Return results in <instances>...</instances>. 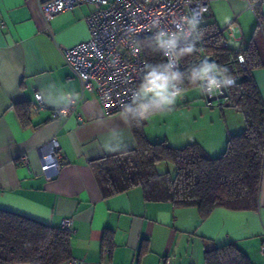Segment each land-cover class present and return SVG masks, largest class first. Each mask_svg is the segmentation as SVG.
Wrapping results in <instances>:
<instances>
[{"label": "crops", "instance_id": "crops-1", "mask_svg": "<svg viewBox=\"0 0 264 264\" xmlns=\"http://www.w3.org/2000/svg\"><path fill=\"white\" fill-rule=\"evenodd\" d=\"M92 10L79 3L57 14L48 33L36 0H0V209L53 227L70 217L72 260L82 264H204L206 248L229 241L252 264H264V154L255 210L216 208L201 220L195 207L145 200L141 187L102 195L88 161L116 153L99 147L111 128L124 130L128 146L121 151L134 148L135 140L119 112L103 111L95 90L81 92L62 56V49L89 39L85 17ZM204 21L222 29L229 49H243L259 32L258 21L264 38V0H212ZM251 75L264 103V67ZM49 84L80 95L68 116L54 117L59 108L43 101L35 108V94ZM188 90L182 107L143 122L144 134L174 147L197 142L219 155L228 135L244 128L243 116L230 105L198 103L197 91ZM52 139L58 143L54 150ZM52 151L56 163L43 169L42 157ZM104 237L111 251L103 249Z\"/></svg>", "mask_w": 264, "mask_h": 264}, {"label": "trees", "instance_id": "trees-1", "mask_svg": "<svg viewBox=\"0 0 264 264\" xmlns=\"http://www.w3.org/2000/svg\"><path fill=\"white\" fill-rule=\"evenodd\" d=\"M199 27L201 39L197 51L181 60L180 70L197 63L202 56H211L217 64L227 66L236 84L226 89L227 100L223 105L228 104L242 114L244 128L229 134L224 150L212 156L197 142L174 147L166 140H148L143 124L131 127L134 148L88 161L104 197L141 187L145 200L195 207L201 220L216 208L235 211L257 208L264 154V103L251 72L264 67L263 25L258 21L259 32L239 50L223 44V31L214 21H203ZM146 43V39L140 41L145 62L164 61L163 55L152 53ZM238 54L243 55L244 64L238 62ZM160 163L171 164L173 171H158ZM70 235L61 227L0 209V264L69 262ZM104 248L109 251L113 248L105 237ZM145 250L143 245L139 254ZM204 264L252 263L235 242L229 241L206 248Z\"/></svg>", "mask_w": 264, "mask_h": 264}, {"label": "built area", "instance_id": "built-area-1", "mask_svg": "<svg viewBox=\"0 0 264 264\" xmlns=\"http://www.w3.org/2000/svg\"><path fill=\"white\" fill-rule=\"evenodd\" d=\"M43 18L45 29L50 33V20L57 14L73 9L79 3L93 6L85 17L90 37L71 47L62 49L65 64L78 77L81 92L95 90L99 103L106 114L119 112L123 103L130 102L132 90L138 85L146 64L140 41L151 36L158 28L175 30V23L193 10L201 13L202 22L210 9L212 0H36ZM1 26L3 23L1 22ZM225 46L228 42L224 41ZM240 64H244L242 54L237 55ZM35 108L43 103L37 100ZM217 94V93H216ZM204 97V96H203ZM205 98V97H204ZM226 96L210 101L205 98L207 106L223 107ZM76 108V103L66 110L54 111L53 116H68ZM77 117L81 118L79 113ZM53 150L58 147L52 139ZM45 161L42 168L54 166V152L42 157ZM20 161L27 164L25 154ZM61 228L72 233L73 221L66 217ZM108 252V248H105ZM264 252V244L261 246ZM69 264H82L81 261H70Z\"/></svg>", "mask_w": 264, "mask_h": 264}, {"label": "clouds", "instance_id": "clouds-1", "mask_svg": "<svg viewBox=\"0 0 264 264\" xmlns=\"http://www.w3.org/2000/svg\"><path fill=\"white\" fill-rule=\"evenodd\" d=\"M174 23L175 30L158 28L146 38L147 48L152 53L162 54L165 59L144 65L140 83L132 90L130 102L121 105L118 119L126 127H139L157 114L174 110L189 87L201 96H212L236 84L227 66L207 59L181 71V60L197 51V43L201 39L199 26L202 16L193 10ZM36 99L66 110L80 100V95L49 84L37 94ZM127 146L124 130L118 127L109 129L99 145L107 152H119ZM261 199L264 200V193Z\"/></svg>", "mask_w": 264, "mask_h": 264}, {"label": "rangeland", "instance_id": "rangeland-1", "mask_svg": "<svg viewBox=\"0 0 264 264\" xmlns=\"http://www.w3.org/2000/svg\"><path fill=\"white\" fill-rule=\"evenodd\" d=\"M188 91H196L194 88L193 89H190ZM196 101L198 103H201V104H204L205 103V98L203 96H201L198 92H197V96L195 97ZM179 103L177 104H180L179 106H183L184 105V101L182 99L178 100ZM214 102H217L216 100H214ZM157 170L160 171V172H163L165 170H170L171 172L173 171V166L171 164H168V163H160L157 165Z\"/></svg>", "mask_w": 264, "mask_h": 264}, {"label": "water", "instance_id": "water-1", "mask_svg": "<svg viewBox=\"0 0 264 264\" xmlns=\"http://www.w3.org/2000/svg\"><path fill=\"white\" fill-rule=\"evenodd\" d=\"M203 59H207V60H209V61L215 62L214 59H213V57H211V56H202V57L197 61V63L200 62V61L203 60ZM225 96H226V90H223V91H221V92H219V93H217V94H214V95H212V96H204V97H205L206 99L210 100V101H214V100H217V99H221V98H223V97H225ZM225 105L227 106L228 104H225Z\"/></svg>", "mask_w": 264, "mask_h": 264}]
</instances>
